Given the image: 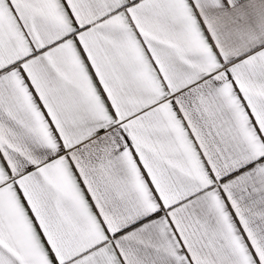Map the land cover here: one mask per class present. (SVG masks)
<instances>
[{
  "label": "snow or ice",
  "instance_id": "1",
  "mask_svg": "<svg viewBox=\"0 0 264 264\" xmlns=\"http://www.w3.org/2000/svg\"><path fill=\"white\" fill-rule=\"evenodd\" d=\"M0 264H264V0H0Z\"/></svg>",
  "mask_w": 264,
  "mask_h": 264
}]
</instances>
